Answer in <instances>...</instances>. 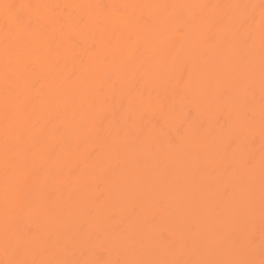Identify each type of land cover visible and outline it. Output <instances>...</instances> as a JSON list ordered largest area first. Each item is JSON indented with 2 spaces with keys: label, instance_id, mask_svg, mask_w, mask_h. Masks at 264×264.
I'll return each instance as SVG.
<instances>
[{
  "label": "bare ground",
  "instance_id": "obj_1",
  "mask_svg": "<svg viewBox=\"0 0 264 264\" xmlns=\"http://www.w3.org/2000/svg\"><path fill=\"white\" fill-rule=\"evenodd\" d=\"M262 5L0 0V264H262Z\"/></svg>",
  "mask_w": 264,
  "mask_h": 264
},
{
  "label": "snow or ice",
  "instance_id": "obj_2",
  "mask_svg": "<svg viewBox=\"0 0 264 264\" xmlns=\"http://www.w3.org/2000/svg\"><path fill=\"white\" fill-rule=\"evenodd\" d=\"M6 9L10 8V5H4ZM261 25H262V37H264V5H262V13H261ZM16 264H21V262H16ZM264 264V262H262Z\"/></svg>",
  "mask_w": 264,
  "mask_h": 264
}]
</instances>
